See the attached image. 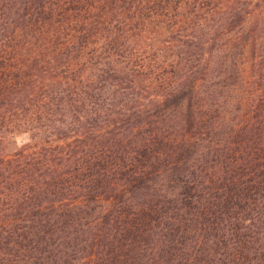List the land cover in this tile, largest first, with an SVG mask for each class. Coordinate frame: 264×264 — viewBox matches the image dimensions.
Segmentation results:
<instances>
[{"label":"trees","instance_id":"trees-1","mask_svg":"<svg viewBox=\"0 0 264 264\" xmlns=\"http://www.w3.org/2000/svg\"><path fill=\"white\" fill-rule=\"evenodd\" d=\"M5 128L0 264H264V0H0Z\"/></svg>","mask_w":264,"mask_h":264},{"label":"rangeland","instance_id":"rangeland-1","mask_svg":"<svg viewBox=\"0 0 264 264\" xmlns=\"http://www.w3.org/2000/svg\"><path fill=\"white\" fill-rule=\"evenodd\" d=\"M252 27V25H251ZM185 51H188L186 48ZM252 49L249 48L246 52V57L243 65V75L239 79L232 78L227 80L225 83L223 82L224 79L222 78H216L214 79L213 85H217V90L215 93L211 94L212 98H210L215 104L219 105V112L222 113V118L226 117L225 122H223V130L224 129H231L233 125L239 122V119H241L243 116L247 117L252 113L253 107L255 105V102L257 100V96L259 94L258 90L254 85H252L253 82V71H252ZM184 65V64H183ZM205 86V85H204ZM203 86V89H204ZM213 87V86H212ZM113 93L110 90L105 91L101 98L104 97V101L107 100L109 97L111 98V95ZM119 99H108L107 103L110 104H116ZM103 104V103H102ZM110 109L113 108V106H109ZM62 112L60 115L57 116V120L65 121L68 124V127L70 126L69 123L71 122V119L68 116H62ZM165 121V120H164ZM171 124V123H169ZM52 126L58 127L57 129L53 130L51 134H49V137H52V134L55 133L57 130H63L59 133H70V130L67 127H63L61 123L58 122L55 124H52ZM61 126L63 128H61ZM162 129H165V132L167 133L170 128H168V121L166 123L164 122L161 125ZM54 129V128H53ZM171 130V129H170ZM27 129H20L19 131H16V133H11V131L8 128L3 129L0 131V136H3L4 144L0 145V155H9L17 151L19 148L22 147L26 142H28V139L31 132H28ZM60 135V136H61ZM64 136V135H63ZM41 137H44L43 135ZM2 149V150H1Z\"/></svg>","mask_w":264,"mask_h":264}]
</instances>
